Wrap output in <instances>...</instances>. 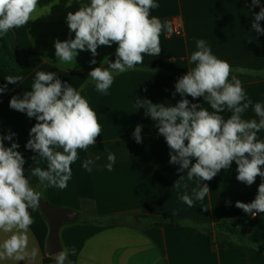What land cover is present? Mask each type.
<instances>
[{
  "label": "crops",
  "instance_id": "1",
  "mask_svg": "<svg viewBox=\"0 0 264 264\" xmlns=\"http://www.w3.org/2000/svg\"><path fill=\"white\" fill-rule=\"evenodd\" d=\"M69 2L38 0L32 20L11 30L14 39L10 48L23 63L16 75L23 80L17 85L8 84L5 77L13 74L0 72V85L7 84L8 89L0 93V135L15 133L13 140H4V144L20 145L17 150L26 161L25 176L35 166L32 157L38 156L25 148L37 121L11 109L9 101L31 90L37 71L55 72L63 82L81 90L98 114L102 133L95 145L86 151L78 149L79 159L71 166L67 188H43L35 177H30L32 186L43 192L42 198L51 206L75 210L83 217L87 214L86 204H91L96 212L89 222L67 223L60 228L62 250L76 249L74 255L69 252L65 264H264V213L252 217L235 206L236 201L254 200L262 178L257 176L251 186L237 181V165L233 162L212 180L201 181L210 192L203 201H194L193 207H188L180 196L185 191L191 195L199 180L189 181L187 170L180 173L179 165L169 163L170 149L158 133L156 122L146 117V109L136 102L147 99L154 104L175 105L181 99L179 94L173 96L175 83L194 66L189 58L196 50V40L203 39L214 55L230 63L232 74L242 81L251 99L264 103V34L251 28L260 7H253L251 0H156L159 8L151 10V15L169 21L173 29L160 36V55L145 54L144 63L136 70L114 72L113 85L102 94L95 90L94 83H86L90 80L88 74L95 67L108 68L116 59L117 44L99 46L95 57L88 50H78L76 61L70 65L55 57V41L70 38L67 13L80 7L77 0L71 5ZM260 6H264V0H260ZM260 24L264 28V20ZM74 35L71 33V38ZM92 59L96 64L89 63ZM185 98L209 107L202 97ZM224 115L227 118L230 114ZM244 118L258 119L251 108ZM137 125H142L141 143L133 137ZM258 137L264 139V130ZM109 153L116 157L112 171L105 167ZM89 158L94 161L91 172L81 166ZM37 166L46 168V162L38 158ZM182 175L184 178L179 180ZM177 180L179 189L174 186ZM29 211L35 222L28 232V251L37 249V256L21 261L4 258L0 264H56L55 255L46 253V221L38 209ZM109 217L120 221L111 222ZM185 221L212 228L221 222L239 225L246 229L247 237L231 243L221 232L213 234L211 242L202 230ZM7 235L0 232V242Z\"/></svg>",
  "mask_w": 264,
  "mask_h": 264
},
{
  "label": "clouds",
  "instance_id": "2",
  "mask_svg": "<svg viewBox=\"0 0 264 264\" xmlns=\"http://www.w3.org/2000/svg\"><path fill=\"white\" fill-rule=\"evenodd\" d=\"M77 2L79 9L66 16L70 38L55 41V57L60 63L70 65L76 61L78 50H88L95 57L99 46L117 44L116 59L110 61L108 68L95 67L88 74L90 80L86 83H94L95 90L102 94H107L113 85L114 72L136 70L137 65L144 63L145 54L158 57L162 50L160 36L165 31H173L169 21L151 15V10L159 8L156 0ZM251 2L253 7H260L251 28L264 34L260 24L264 20V6H260V0ZM37 7L38 0H0V38L10 30L26 26ZM71 33L75 34L74 38ZM195 47L189 58V64L194 66L175 83L173 96L181 97L175 105L154 104L147 99L136 102L139 108L146 109L145 116L156 122L158 133L170 149L169 163L179 165L180 173L187 170L189 181L199 180L191 195L185 191L180 196L183 203L191 208L194 201H203L210 189L201 181L212 180L235 162L237 181L251 186L257 176L262 178L254 200L235 203L237 208L255 217L264 213V139L258 137L264 130V103L251 99L242 81L232 74L230 63L214 55L205 40L197 39ZM89 63L96 64V60ZM5 79L8 84L17 85L23 77L8 75ZM6 91L7 84L0 85V93ZM186 96L202 97L209 107L191 103ZM9 107L37 121L25 145L26 149L38 153L32 157L35 166L28 176L24 174L25 158L17 150L20 145L12 142L6 147L4 144V140L12 141L15 133L0 135V232L8 234L0 242V259L21 261L37 256V249L28 251V232L35 222L29 209L34 211L39 207L43 192L32 186L30 177H35L43 188H67L72 177L71 166L79 159L78 149L86 151L95 145L102 126L81 90L63 82L55 72L37 71L31 90L22 96H12ZM249 108L258 119L244 118ZM226 112L230 114L227 118ZM141 132L142 125H137L133 132L137 143L142 142ZM38 158L46 162V168L37 166ZM107 160L105 167L112 171L115 154L109 153ZM93 163L89 158L81 166L91 172ZM179 180L174 184L178 189ZM184 188L187 189L186 184ZM185 222L191 226L190 221ZM69 252L74 255L75 247L58 252L56 264H65Z\"/></svg>",
  "mask_w": 264,
  "mask_h": 264
},
{
  "label": "trees",
  "instance_id": "3",
  "mask_svg": "<svg viewBox=\"0 0 264 264\" xmlns=\"http://www.w3.org/2000/svg\"><path fill=\"white\" fill-rule=\"evenodd\" d=\"M14 39L13 33L10 30V32L0 38V72L6 73V74H13L16 75L21 72L23 68L22 61L12 52L10 48V43ZM86 212L87 214L83 215L82 222H89L91 221L92 217L96 214L93 206L91 204H86ZM91 216V217H90ZM44 218V217H43ZM81 218V219H82ZM111 222H118L120 219H116L114 217L107 218ZM45 220V218H44ZM46 221V220H45ZM191 225L195 228H198L202 230L210 239L212 238V235H219L221 232H225V234L231 239V243L233 242V239H235L236 236H242L244 238L247 237L246 229L239 226V225H233L231 226L227 222H221L217 224L214 228L205 226L198 223H191ZM212 242V241H211Z\"/></svg>",
  "mask_w": 264,
  "mask_h": 264
},
{
  "label": "water",
  "instance_id": "4",
  "mask_svg": "<svg viewBox=\"0 0 264 264\" xmlns=\"http://www.w3.org/2000/svg\"><path fill=\"white\" fill-rule=\"evenodd\" d=\"M45 218L48 225V237L46 240V253L50 256L62 251L59 241V230L67 223L76 222L80 219V214L72 209L56 208L51 206L43 198L37 208Z\"/></svg>",
  "mask_w": 264,
  "mask_h": 264
},
{
  "label": "rangeland",
  "instance_id": "5",
  "mask_svg": "<svg viewBox=\"0 0 264 264\" xmlns=\"http://www.w3.org/2000/svg\"><path fill=\"white\" fill-rule=\"evenodd\" d=\"M81 218H82V216L80 215V219L78 220L79 222H82L83 218H82V219H81ZM76 222H77V221H76ZM235 239L240 240V241H241V240H245V238L242 237V236H240V237H239V236H236Z\"/></svg>",
  "mask_w": 264,
  "mask_h": 264
}]
</instances>
